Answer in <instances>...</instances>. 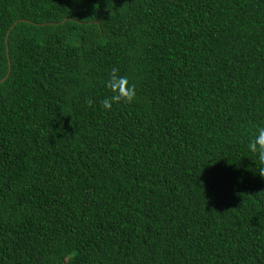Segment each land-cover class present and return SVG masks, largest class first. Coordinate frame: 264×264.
I'll return each instance as SVG.
<instances>
[{"label":"trees","instance_id":"1","mask_svg":"<svg viewBox=\"0 0 264 264\" xmlns=\"http://www.w3.org/2000/svg\"><path fill=\"white\" fill-rule=\"evenodd\" d=\"M0 264H264V0H0Z\"/></svg>","mask_w":264,"mask_h":264},{"label":"water","instance_id":"2","mask_svg":"<svg viewBox=\"0 0 264 264\" xmlns=\"http://www.w3.org/2000/svg\"><path fill=\"white\" fill-rule=\"evenodd\" d=\"M14 25H15V23L13 24V26H14ZM13 26H12V27H13ZM12 27H11V28H12ZM10 30H11V29H9V31L7 32L5 42H7V38H8V35H9V33H10ZM6 54H7V59H9V58H8V48L6 49ZM8 64H10V63L8 62ZM9 69H10V67H9ZM8 72H9V71H8ZM7 75H8V74H7Z\"/></svg>","mask_w":264,"mask_h":264}]
</instances>
